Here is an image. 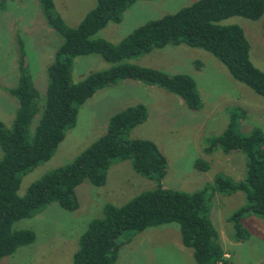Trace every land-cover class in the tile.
<instances>
[{
    "label": "trees",
    "instance_id": "obj_1",
    "mask_svg": "<svg viewBox=\"0 0 264 264\" xmlns=\"http://www.w3.org/2000/svg\"><path fill=\"white\" fill-rule=\"evenodd\" d=\"M12 1L0 0V9ZM35 1L45 24L62 42L44 68L45 78L38 81L31 74L21 40H17L18 78L13 87L5 89L16 100V109L10 127L0 121V261L35 241L33 231L14 230L16 222L33 217L51 203L77 210L78 186L84 181L104 186L110 166L128 160L136 174L155 182V188L121 206L103 205L102 216L89 222L79 237L71 264H114L120 249L129 242L121 239L125 234L168 223L179 224L181 243L192 249L196 264H227L209 216L214 194L244 196V204L228 217L234 241L247 239L244 218L264 219V131L254 127L241 132L247 115L241 107L225 110V129L207 139L204 148L206 153L219 150L226 155L243 154L245 175L239 181L218 174L195 192L164 189V157L153 142L129 138L131 130L147 117L146 107L137 104L112 115L99 138L69 163L33 182L22 197L18 189L30 169L53 155L65 132L75 126L80 106L97 90L124 80L135 81L179 97L192 112L201 109L192 77L129 63L134 57L168 46L201 49L220 62L233 80L264 99V72L250 60V46L242 29L220 24L231 17L261 19L264 30V0H197L173 14L146 22L115 45L95 35L109 23H119L135 2L147 0H95L94 8L74 28L64 22L53 0ZM89 55L100 56L110 66L73 82V60ZM36 83L43 91L45 87V92L40 93Z\"/></svg>",
    "mask_w": 264,
    "mask_h": 264
},
{
    "label": "rangeland",
    "instance_id": "obj_2",
    "mask_svg": "<svg viewBox=\"0 0 264 264\" xmlns=\"http://www.w3.org/2000/svg\"><path fill=\"white\" fill-rule=\"evenodd\" d=\"M195 1H137L123 13L119 23H109L95 37L115 45L146 22L173 14ZM53 2L64 22L72 28L95 6V0ZM220 24H234L242 29L250 46V60L264 72L262 20L231 17ZM18 39L23 44L31 74L38 81L45 78L44 68L62 42L45 24L35 0H15L0 9V121L6 127L11 125L17 104L5 89L13 87L18 78ZM128 62L167 74L192 77L202 102L201 109L192 112L179 97L135 81L124 80L97 90L80 106L75 126L65 132L53 155L22 177L18 189L20 197L33 182L66 165L99 138L112 115L137 104L146 107L147 117L131 130L129 138L153 142L164 157V189L191 193L202 190L218 174L235 181L243 178L246 164L243 154L226 155L219 150L206 153L204 148L207 139L218 136L225 129L228 121L225 110L230 107H241L247 112L245 128L241 126L242 133L254 127L264 131V99L233 80L220 62L201 49L185 45L168 46ZM108 66L97 55L76 57L71 79L79 82L88 74ZM37 86L42 93L41 85ZM155 185L154 181L136 174L130 161L114 162L107 170L104 186L96 187L87 181L78 186L77 210L71 211L58 203H51L33 217L16 222L14 230L33 231L35 241L4 257L0 264H71L79 237L89 222L102 216L103 205L121 206L139 193L153 190ZM244 202L242 193L228 196L215 193L210 202V220L218 233L227 264H264V219L255 216L244 218L242 225L248 233L247 239L236 242L232 237L228 217ZM180 238L177 223L150 227L141 233H127L121 239L129 242L120 249L114 264H196L192 249L184 247Z\"/></svg>",
    "mask_w": 264,
    "mask_h": 264
},
{
    "label": "built area",
    "instance_id": "obj_3",
    "mask_svg": "<svg viewBox=\"0 0 264 264\" xmlns=\"http://www.w3.org/2000/svg\"><path fill=\"white\" fill-rule=\"evenodd\" d=\"M218 264H222V263H218Z\"/></svg>",
    "mask_w": 264,
    "mask_h": 264
},
{
    "label": "crops",
    "instance_id": "obj_4",
    "mask_svg": "<svg viewBox=\"0 0 264 264\" xmlns=\"http://www.w3.org/2000/svg\"><path fill=\"white\" fill-rule=\"evenodd\" d=\"M138 83V82H137ZM154 87V86H153Z\"/></svg>",
    "mask_w": 264,
    "mask_h": 264
}]
</instances>
